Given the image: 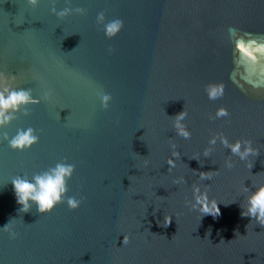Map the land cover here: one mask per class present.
I'll list each match as a JSON object with an SVG mask.
<instances>
[{"label": "water", "instance_id": "1", "mask_svg": "<svg viewBox=\"0 0 264 264\" xmlns=\"http://www.w3.org/2000/svg\"><path fill=\"white\" fill-rule=\"evenodd\" d=\"M54 6L86 11L59 17L52 0H0V80L39 98L3 128L32 127L38 142L19 150L0 135V226L14 217L18 233L0 228V264H264V224L241 214L245 186L264 184V51H245L264 46V0ZM116 18L123 26L108 36ZM211 84L223 94L210 98ZM183 109L188 138L174 127ZM221 136L250 139L259 154L241 160ZM58 161L75 165L66 195L80 206L21 210L11 178ZM194 186L219 215L192 207Z\"/></svg>", "mask_w": 264, "mask_h": 264}, {"label": "clouds", "instance_id": "2", "mask_svg": "<svg viewBox=\"0 0 264 264\" xmlns=\"http://www.w3.org/2000/svg\"><path fill=\"white\" fill-rule=\"evenodd\" d=\"M40 0H30L32 5L39 4ZM53 7L51 11L59 17H65L73 13V11L84 14L85 9L83 7H64L56 8L55 0H52ZM71 0H69V3ZM97 19L100 22L105 21V14L103 11L99 12ZM123 26V20L116 18L109 20L104 24L106 34L108 36L116 35ZM229 31L234 32L235 29L230 28ZM241 47H244L241 45ZM250 55L255 58V51H264V46L258 49L246 48ZM223 84H211L208 86L210 98H216L223 94ZM47 95V94H46ZM103 106L107 108L109 101L111 100V94L107 92L99 93ZM39 102V98L33 96L32 90L29 88H17L7 82V78L0 80V135L3 139H6L11 147L14 149L24 150L30 148L34 143L38 142L39 135L36 131L29 127L27 129H20L15 135L9 137L7 131H3V128L8 125L16 116L17 112L23 110L28 111V105L30 103ZM227 109L221 107L217 115H226ZM187 116V110L183 109L181 112L175 115L174 127L179 135L185 138L191 136V130L184 122ZM221 142L231 149V153L239 156L241 160H248L252 155L259 154V148L254 147L250 139L236 140L234 143L230 142L226 137H220ZM217 142L216 137H212L209 141V147L205 148L204 155L209 156L212 152L211 145H215ZM175 149V145H173ZM173 155L179 156L178 151H174ZM168 163L174 165L175 161L169 159ZM228 167L233 166L231 156L226 160ZM249 167L252 168L253 164L249 162ZM75 165L64 161H58L54 166L37 172L31 176L28 174H17L11 178V182L14 185V190L18 199V202L22 205L24 211L30 210L33 205L38 208L40 213H47L55 209L57 204L67 199V203L71 208H77L82 203V200L77 199L75 196H67L68 192V180L72 177ZM170 170V169H169ZM201 179L207 178V174L201 172ZM184 181V177L178 178L175 183L179 184ZM186 182V181H184ZM245 192H249L247 206H243L244 210L242 215L251 216L259 223L264 224V184L259 185L252 191L249 187L245 186ZM194 202H190L193 208H196L205 214L211 213L214 216L220 214L221 209L217 207L216 202L213 200L211 206L209 205V197L206 192H201L198 186L193 187ZM214 210L215 213L214 214ZM14 218V217H13ZM12 218V219H13ZM12 219L0 228L10 232L12 238H15L18 233L10 227ZM171 222V221H170ZM169 222V223H170Z\"/></svg>", "mask_w": 264, "mask_h": 264}]
</instances>
